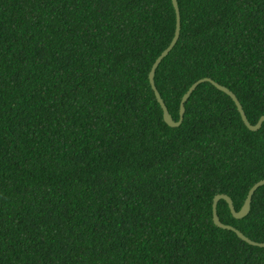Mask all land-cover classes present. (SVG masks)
I'll list each match as a JSON object with an SVG mask.
<instances>
[{
  "label": "trees",
  "instance_id": "trees-1",
  "mask_svg": "<svg viewBox=\"0 0 264 264\" xmlns=\"http://www.w3.org/2000/svg\"><path fill=\"white\" fill-rule=\"evenodd\" d=\"M178 4L169 113L210 78L256 125L264 0ZM175 28L172 0H0V264H264L212 215L264 180V122L206 82L164 122ZM217 214L264 243V186Z\"/></svg>",
  "mask_w": 264,
  "mask_h": 264
},
{
  "label": "water",
  "instance_id": "water-1",
  "mask_svg": "<svg viewBox=\"0 0 264 264\" xmlns=\"http://www.w3.org/2000/svg\"><path fill=\"white\" fill-rule=\"evenodd\" d=\"M172 4L173 7L175 9L176 12V28H175V34H174V38L172 40V42L170 43V45L168 46V48L163 51V53L157 58V60L155 61L150 73H149V82L151 85V88L155 94L156 100L159 103L162 111H163V120L164 122L171 128H178L184 120V114L186 112V108H185V103L188 101V99L190 98L191 94L195 91V89L203 83H210L212 84L215 88H217L219 91L225 93L227 96H229L233 102L236 105L237 111L239 112L241 119L243 121V123L245 124V126L253 132H256L258 130L261 129L262 124L264 122V115L259 119V121L257 122L256 125H252L250 124V122L248 121V118L246 116V113L240 103V101L238 100L237 96L228 88L218 84L217 82H215L214 80L210 79V78H204L201 79L199 81H197L196 83H194L189 90L186 92V94L183 96L181 103H180V117L178 121H175L173 119V117L171 116V114L169 113V110L165 104V102L163 101L156 85H155V73L156 70L158 68V66L160 65V63L163 61L164 58H166L168 56V54L173 50V48L176 46V44L179 41L180 38V33H181V16H180V9H179V4H178V0H172ZM264 186V180L259 181L258 183H256L248 192L247 198L244 202L243 207L241 208L240 211H236L233 205V201L232 199L225 194H219L216 195L213 199V206H212V215H213V222L214 224L224 230H229L234 232L237 237L244 243L253 246V247H259V248H264V243H257L254 242L252 240H250L249 238H247L242 232H240L239 230H237L236 228H234L233 226L230 225H225L223 224L217 214V206L218 203L223 200L225 201L228 206L229 209L233 215V217L235 219H243L245 218L249 212H250V208H251V203H252V198L255 194V192Z\"/></svg>",
  "mask_w": 264,
  "mask_h": 264
}]
</instances>
